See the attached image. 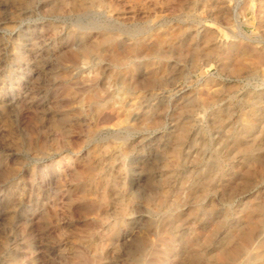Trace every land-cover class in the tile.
Here are the masks:
<instances>
[{
    "label": "rangeland",
    "instance_id": "1",
    "mask_svg": "<svg viewBox=\"0 0 264 264\" xmlns=\"http://www.w3.org/2000/svg\"><path fill=\"white\" fill-rule=\"evenodd\" d=\"M0 264H264V0H0Z\"/></svg>",
    "mask_w": 264,
    "mask_h": 264
},
{
    "label": "bare ground",
    "instance_id": "2",
    "mask_svg": "<svg viewBox=\"0 0 264 264\" xmlns=\"http://www.w3.org/2000/svg\"><path fill=\"white\" fill-rule=\"evenodd\" d=\"M255 258V257H254Z\"/></svg>",
    "mask_w": 264,
    "mask_h": 264
}]
</instances>
